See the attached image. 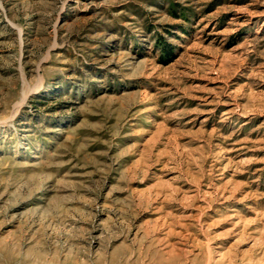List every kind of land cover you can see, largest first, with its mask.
<instances>
[{"label": "rangeland", "instance_id": "obj_1", "mask_svg": "<svg viewBox=\"0 0 264 264\" xmlns=\"http://www.w3.org/2000/svg\"><path fill=\"white\" fill-rule=\"evenodd\" d=\"M0 264H264V0H0Z\"/></svg>", "mask_w": 264, "mask_h": 264}]
</instances>
